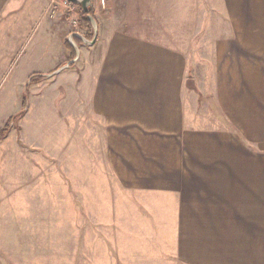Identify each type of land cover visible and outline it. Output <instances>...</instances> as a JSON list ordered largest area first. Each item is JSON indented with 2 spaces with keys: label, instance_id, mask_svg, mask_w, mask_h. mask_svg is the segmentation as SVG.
Masks as SVG:
<instances>
[{
  "label": "crops",
  "instance_id": "crops-1",
  "mask_svg": "<svg viewBox=\"0 0 264 264\" xmlns=\"http://www.w3.org/2000/svg\"><path fill=\"white\" fill-rule=\"evenodd\" d=\"M229 2L96 0L95 42L74 37L78 59L48 76L88 26L60 6L49 16L51 0H0V68L15 61L9 46L20 86L45 75L32 95L54 119L46 143L15 128L0 137V171L19 174L1 204L78 206L80 264H264V0H239L254 37L247 16L238 38L217 32L232 23L189 27L209 35L187 42L162 26L169 5L215 15Z\"/></svg>",
  "mask_w": 264,
  "mask_h": 264
},
{
  "label": "rangeland",
  "instance_id": "rangeland-1",
  "mask_svg": "<svg viewBox=\"0 0 264 264\" xmlns=\"http://www.w3.org/2000/svg\"><path fill=\"white\" fill-rule=\"evenodd\" d=\"M199 1H201V5H206L207 3V0ZM228 1H230L229 4L232 6L231 14H203L199 12L201 7L197 6L193 7V10L198 11L197 13L185 14L182 8L171 7L169 5L166 20L162 23V26L166 27L163 30H166L165 32L174 36H171L172 38L178 36L179 40L187 42L191 40V37H199L201 40L202 37H208L209 35L207 30L199 31L189 29V27L203 25V23L205 25L209 23L210 26L213 24L219 26V23L224 25L232 23V31L219 30L217 32L223 34V36L228 32L231 34V37L238 38L241 32V17L247 16L248 29L246 31L249 33V36L254 37V13L241 15L238 13L239 0ZM213 2L214 0H211V3ZM251 2L249 1V5L254 6ZM77 8L76 6L74 13L75 16L80 18V13ZM251 10L254 11V7ZM199 38H196V41ZM88 44L91 45V43ZM77 46H79V43H77ZM2 49L5 52V49ZM7 50L8 59H14L15 61L11 64L8 71L0 68V129L8 122L9 129L15 128L18 139L20 136L24 139L28 138V136H36L37 139L41 138L46 143L48 142L49 135L48 128L54 125V119L49 113L48 105L40 103L42 106L39 109L36 103L37 98L32 95V88L35 86L32 84L44 80H35L30 86L26 85L28 86L27 88L20 86L19 67L21 65L19 63V57H16L14 49L10 50L9 46H7ZM42 83H39V86ZM12 87L18 89L17 94L14 93ZM16 95L19 98V111L6 122L5 116L9 113L11 114L13 111H11L12 109H6L7 106L5 105L9 107ZM2 100H7V103L1 102ZM21 100H23V107L21 106ZM26 111L27 113H25ZM24 113L25 115L23 116ZM33 128L37 131H33ZM12 164L15 165L14 163ZM17 167L19 168V163ZM16 178H18L19 182V174L13 172L2 173L0 171V185L2 186L6 182H15ZM44 180L47 182L46 175ZM1 191L2 193L7 192L6 194L10 193L8 190ZM14 201L13 204L7 205L1 204L0 201V230L11 231L13 234L18 235L17 238H0V244L2 245L0 251H5V253L0 254V262L2 264H80L81 247H83V243L85 247L86 239L80 236V210L78 206L70 207L72 208V212L65 215L68 208L65 205L23 204L27 200L19 198ZM31 202L30 200L29 203ZM36 202L38 203L40 200H36ZM10 241H14V245L6 246V242L9 244ZM87 241H95V239H88Z\"/></svg>",
  "mask_w": 264,
  "mask_h": 264
},
{
  "label": "water",
  "instance_id": "water-1",
  "mask_svg": "<svg viewBox=\"0 0 264 264\" xmlns=\"http://www.w3.org/2000/svg\"><path fill=\"white\" fill-rule=\"evenodd\" d=\"M70 2H72L73 4L77 5L80 7L81 12L86 14V18L89 20L91 27H92V37L91 39H87L84 36H81L79 33L74 32L71 33L68 38L67 41L72 45L73 49H74V57L65 62L64 64L60 65L58 68H56L52 73L50 74H54L57 73L61 70H63L64 68L69 67L72 63H74L79 56V46H77V42L74 40V37H78L81 39L82 42L88 44V43H94L97 37V23L95 21L94 16L91 14V11L93 10V1L92 0H69ZM48 74V76L50 75ZM47 76V75H46Z\"/></svg>",
  "mask_w": 264,
  "mask_h": 264
},
{
  "label": "built area",
  "instance_id": "built-area-1",
  "mask_svg": "<svg viewBox=\"0 0 264 264\" xmlns=\"http://www.w3.org/2000/svg\"><path fill=\"white\" fill-rule=\"evenodd\" d=\"M94 3V0H92ZM100 4H104V0H99ZM60 6L64 11L70 13V18H71V24L73 27L78 28L79 26V18L75 16L74 9L76 8L77 5L73 4L69 0H51V6L48 9V15L49 16H54L55 13L57 12V7ZM79 9L80 7L77 6ZM95 10V6L93 5V11Z\"/></svg>",
  "mask_w": 264,
  "mask_h": 264
},
{
  "label": "trees",
  "instance_id": "trees-1",
  "mask_svg": "<svg viewBox=\"0 0 264 264\" xmlns=\"http://www.w3.org/2000/svg\"><path fill=\"white\" fill-rule=\"evenodd\" d=\"M91 14L93 15V10L91 11ZM86 16H87L86 14H84V13L81 12L80 18H79V24L80 25H84L86 27L88 26L89 35H91V37H92V27H91V24H90L89 20L86 18ZM73 57H74V53H73V55H72L71 58H73ZM44 76L45 75H43V74H32L29 77V79H28L27 85L33 83L35 80H41V79H43ZM22 103H23V100H22ZM22 107H23V104H22ZM10 118H12V117H10ZM7 123H5L4 127L0 129V137L1 136H4L8 132V130H9V124H7Z\"/></svg>",
  "mask_w": 264,
  "mask_h": 264
}]
</instances>
